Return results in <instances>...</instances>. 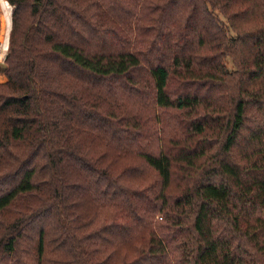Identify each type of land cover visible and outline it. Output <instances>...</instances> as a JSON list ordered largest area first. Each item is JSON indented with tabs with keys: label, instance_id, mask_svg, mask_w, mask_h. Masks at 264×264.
<instances>
[{
	"label": "trees",
	"instance_id": "obj_1",
	"mask_svg": "<svg viewBox=\"0 0 264 264\" xmlns=\"http://www.w3.org/2000/svg\"><path fill=\"white\" fill-rule=\"evenodd\" d=\"M8 1L0 264H264V0Z\"/></svg>",
	"mask_w": 264,
	"mask_h": 264
},
{
	"label": "rangeland",
	"instance_id": "obj_2",
	"mask_svg": "<svg viewBox=\"0 0 264 264\" xmlns=\"http://www.w3.org/2000/svg\"><path fill=\"white\" fill-rule=\"evenodd\" d=\"M6 1L8 2L9 10H10V14H9L10 15V23L7 22V7L5 8L3 3H2V0H0V49L3 48L4 41H5L6 37H7V45H9V32H10V28H11L12 5L9 3L8 0H6ZM215 12L217 14L219 22L222 24L223 27H225L227 34L229 36H233L235 33L231 29V27L228 25L226 18L220 13V11L218 9H216ZM231 62H232L231 58L227 57L226 63H227L228 68H230V69L233 67ZM3 63H0L1 64L0 66H2ZM5 80H6V76L4 75V73L0 72V83L4 82Z\"/></svg>",
	"mask_w": 264,
	"mask_h": 264
},
{
	"label": "clouds",
	"instance_id": "obj_3",
	"mask_svg": "<svg viewBox=\"0 0 264 264\" xmlns=\"http://www.w3.org/2000/svg\"><path fill=\"white\" fill-rule=\"evenodd\" d=\"M9 52V45L5 44L2 49H0V63L5 61L6 55Z\"/></svg>",
	"mask_w": 264,
	"mask_h": 264
},
{
	"label": "bare ground",
	"instance_id": "obj_4",
	"mask_svg": "<svg viewBox=\"0 0 264 264\" xmlns=\"http://www.w3.org/2000/svg\"><path fill=\"white\" fill-rule=\"evenodd\" d=\"M2 3L4 5V7L6 8L7 7V22L10 23V10H9V5H8V2L6 0H2ZM9 27V26H8ZM9 29V28H8ZM7 44V37L5 38V41H4V45Z\"/></svg>",
	"mask_w": 264,
	"mask_h": 264
}]
</instances>
